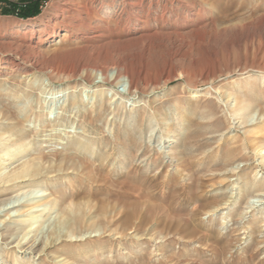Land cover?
Segmentation results:
<instances>
[{"label": "rangeland", "instance_id": "1", "mask_svg": "<svg viewBox=\"0 0 264 264\" xmlns=\"http://www.w3.org/2000/svg\"><path fill=\"white\" fill-rule=\"evenodd\" d=\"M263 127L264 0H0V264H264Z\"/></svg>", "mask_w": 264, "mask_h": 264}, {"label": "bare ground", "instance_id": "2", "mask_svg": "<svg viewBox=\"0 0 264 264\" xmlns=\"http://www.w3.org/2000/svg\"><path fill=\"white\" fill-rule=\"evenodd\" d=\"M125 73H126V76H128V78H129L130 86L133 87V88H135V89H137V90H140V89H143V88H147L149 86V84L152 83V80H148L144 76V74H143L142 71L132 72V71H127L126 70ZM119 77H121V76H119ZM247 109H248V107H247L246 104H243L242 103L240 105V110H247ZM248 111H250V110H248ZM248 111H247V114L249 113ZM263 129H264V127H263ZM20 136L21 137H20L19 140L20 141L21 140H24L25 134L23 133ZM22 145L23 144H16L15 145L16 150L19 149ZM11 152L12 151H11L10 148H8V147H1L0 148V157H1L0 161L1 160L2 161H5L7 159H11V158L7 157L8 155L11 154ZM16 152H15V154H16ZM61 161H62L61 163H67L69 161V158L68 157H63L61 159ZM28 162L29 163H27V164L25 163V165H21L20 167L19 166L17 168L15 167L16 168L15 170H12L11 173L9 172V175H6V176H4V178H2V180L0 181V196L3 195V194H5V193H7V192H9V191H11V190H15V189H20L21 190V189H25L28 186L30 187V185H32L34 182H36L39 178H41L44 175H46L45 172L47 170L49 171V169H47V167L58 164V163L55 164V162L53 160H51V159L44 161L43 157H34L30 161H28ZM44 203L45 202H42V203L38 204L37 206L43 205ZM24 204L26 206H28L27 203H24ZM21 213H23V212H21ZM66 214H67L65 216L66 217V224L69 223L68 228H71L72 225L75 224L74 222H73L74 224L71 223L72 222V219H73V217H72L73 214L71 215V213L70 212H67V211H66ZM34 222H36V221H34ZM34 222H32V223H34ZM75 222L76 223L77 222H80L78 217H76ZM69 231H70V229H69ZM52 232H54V231H52ZM73 233H74V229H73ZM59 239H64V235H62L61 237L57 233H53L51 235L49 241H47V243H46V254H49L50 249L53 248V247H55V245L57 244V241ZM57 259H58L57 257L54 258V260L56 262L63 261V263H64V261H65V259H62V260H57Z\"/></svg>", "mask_w": 264, "mask_h": 264}, {"label": "trees", "instance_id": "3", "mask_svg": "<svg viewBox=\"0 0 264 264\" xmlns=\"http://www.w3.org/2000/svg\"><path fill=\"white\" fill-rule=\"evenodd\" d=\"M23 7H24L23 11L26 10V9H30L31 8V7H28V5H25ZM23 11L21 12V16H23V17L33 16V15H36L39 12L38 9H35V10L31 11L30 13L29 12H23Z\"/></svg>", "mask_w": 264, "mask_h": 264}]
</instances>
